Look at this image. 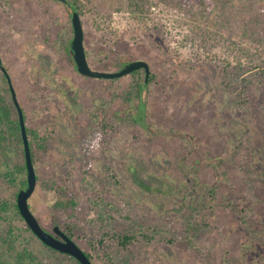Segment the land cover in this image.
<instances>
[{"label":"rangeland","instance_id":"rangeland-1","mask_svg":"<svg viewBox=\"0 0 264 264\" xmlns=\"http://www.w3.org/2000/svg\"><path fill=\"white\" fill-rule=\"evenodd\" d=\"M68 1L93 69L143 59L151 74L140 94L144 70L84 76L64 2L0 0V57L40 134L29 202L43 227L74 226L95 264H264V0ZM17 188L0 181L5 198ZM71 195L74 215L57 204ZM123 228L139 234L127 247Z\"/></svg>","mask_w":264,"mask_h":264},{"label":"trees","instance_id":"trees-1","mask_svg":"<svg viewBox=\"0 0 264 264\" xmlns=\"http://www.w3.org/2000/svg\"><path fill=\"white\" fill-rule=\"evenodd\" d=\"M203 5H226L229 0H200ZM130 3L138 10H143L144 1L130 0ZM72 9H78L77 4H72ZM2 76L7 83L5 73ZM146 85L144 79L137 80V91L140 94L143 86ZM10 98L0 93V155L2 156V165H0V181L9 185L17 186L18 193L27 185V165L25 158V148L19 122V114L11 97V91L7 84ZM17 111V117L14 114ZM25 114V112H24ZM27 133L33 137L29 139L33 163H35L38 153L37 143L41 147V142L34 141L35 135L40 138L37 130L29 128L28 119L25 114ZM36 138V137H35ZM89 141V140H88ZM96 141L92 140V143ZM87 154L91 151L88 146ZM15 154V155H14ZM14 155V156H13ZM16 157V160L14 159ZM3 166V167H2ZM98 207V218L100 221L112 220L117 208L112 204L102 203L95 200ZM58 206L65 207L70 215L76 214L80 204L77 197L69 196L68 201L57 202ZM121 212V210H120ZM130 219V218H126ZM61 227V226H60ZM70 237L74 236V226L69 225L66 228L61 227ZM51 232V231H50ZM115 235L119 237L120 245L127 247L135 241L139 234L135 230L123 228ZM35 239H39L26 223L18 205L17 196L15 198H5L0 195V264H82L74 256L60 252L42 242L44 249H36L32 246ZM88 256L93 260V256L85 250Z\"/></svg>","mask_w":264,"mask_h":264},{"label":"water","instance_id":"water-1","mask_svg":"<svg viewBox=\"0 0 264 264\" xmlns=\"http://www.w3.org/2000/svg\"><path fill=\"white\" fill-rule=\"evenodd\" d=\"M59 1L64 3L68 2V0ZM72 25L74 30V36L71 41V50L73 52L75 64L79 73L84 76L93 78L114 79L128 75L135 70L144 69L145 78L146 81H148L151 74V68L150 64L143 59L131 61L127 63L123 68L116 71H103L93 69L87 59L86 48L84 43V26L82 23L81 15L78 10H74L72 13ZM1 63L2 59L0 57V64ZM1 68L8 78L12 98L19 114V122L21 125V132L25 148V158L27 165V185L25 188L21 189L17 195L18 208L28 226L44 244L60 252L74 256L82 264H95L85 252V250L72 237L66 234V232H64L59 225H55L53 227V232L48 231L43 227V225L31 209L29 199L34 193L37 186V174L32 160L24 109L17 97V92L12 84V80L7 69L4 66H2Z\"/></svg>","mask_w":264,"mask_h":264},{"label":"flooded vegetation","instance_id":"flooded-vegetation-1","mask_svg":"<svg viewBox=\"0 0 264 264\" xmlns=\"http://www.w3.org/2000/svg\"><path fill=\"white\" fill-rule=\"evenodd\" d=\"M65 5H67V7L69 8L68 9V11H69V13L71 14V19H72V13H73V9H72V3H70L69 1L68 2H66V3H64ZM71 41H72V39L70 40V50L69 51H67V53L68 54H72L73 55V52H72V50H71ZM73 57H74V55H73ZM75 60V59H74ZM129 63V62H128ZM127 64V63H126ZM126 64H124V66L126 65ZM2 66H4L3 65V62L0 64V69H1V71H2V73H4L3 72V70H2ZM123 66V67H124ZM6 69H7V67L6 66H4ZM123 67H121V68H123ZM120 68V69H121ZM139 70H144V69H138V70H135V71H133V72H131L130 74H128V75H137L136 73L137 72H139ZM7 71H8V69H7ZM145 71V70H144ZM8 73H9V71H8ZM6 75V74H5ZM9 75H10V73H9ZM7 77V76H6ZM10 77H11V75H10ZM11 80H12V77H11ZM144 80H145V82L147 83L148 81H146V78L144 77ZM7 81H8V78H7ZM7 84L9 85V88H10V84H9V82H7ZM12 84H13V86H14V83H13V80H12ZM14 88H15V90H16V87L14 86ZM10 91H11V89H10ZM11 97H12V93H11ZM13 99V98H12ZM14 102V101H13Z\"/></svg>","mask_w":264,"mask_h":264}]
</instances>
